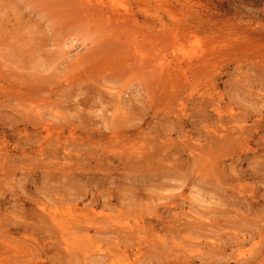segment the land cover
<instances>
[{"label":"rangeland","instance_id":"1","mask_svg":"<svg viewBox=\"0 0 264 264\" xmlns=\"http://www.w3.org/2000/svg\"><path fill=\"white\" fill-rule=\"evenodd\" d=\"M0 264H264V0H0Z\"/></svg>","mask_w":264,"mask_h":264},{"label":"bare ground","instance_id":"2","mask_svg":"<svg viewBox=\"0 0 264 264\" xmlns=\"http://www.w3.org/2000/svg\"><path fill=\"white\" fill-rule=\"evenodd\" d=\"M86 49H87L86 43L82 42V43H79L78 45H75V47H73L72 50H70L68 53L72 54V56L79 59L84 55L83 53L85 52Z\"/></svg>","mask_w":264,"mask_h":264}]
</instances>
